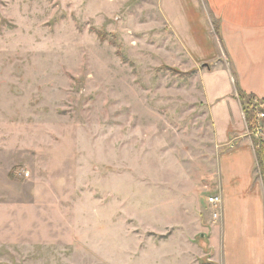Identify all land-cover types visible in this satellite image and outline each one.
<instances>
[{
	"label": "rangeland",
	"instance_id": "rangeland-1",
	"mask_svg": "<svg viewBox=\"0 0 264 264\" xmlns=\"http://www.w3.org/2000/svg\"><path fill=\"white\" fill-rule=\"evenodd\" d=\"M160 2L0 0V264L220 262L227 147Z\"/></svg>",
	"mask_w": 264,
	"mask_h": 264
},
{
	"label": "crops",
	"instance_id": "crops-1",
	"mask_svg": "<svg viewBox=\"0 0 264 264\" xmlns=\"http://www.w3.org/2000/svg\"><path fill=\"white\" fill-rule=\"evenodd\" d=\"M160 1L174 38L195 66L202 63L198 77L215 140L227 147L219 156L222 202L214 211L221 225L218 264H264V187L255 175L257 154L236 90L238 84L264 98V0Z\"/></svg>",
	"mask_w": 264,
	"mask_h": 264
},
{
	"label": "trees",
	"instance_id": "trees-1",
	"mask_svg": "<svg viewBox=\"0 0 264 264\" xmlns=\"http://www.w3.org/2000/svg\"><path fill=\"white\" fill-rule=\"evenodd\" d=\"M236 90H237V94H238V98L240 99L241 103H242V107L245 113V118H246V122L248 124V128L251 129L254 127L255 125V120H256V108L253 106L254 105V99L257 98L255 95L253 94H248L246 93L238 84L236 85ZM264 101V98H263ZM257 150V157L259 160V165L261 170H263L264 172V165L261 161V154L259 153V149Z\"/></svg>",
	"mask_w": 264,
	"mask_h": 264
},
{
	"label": "built area",
	"instance_id": "built-area-1",
	"mask_svg": "<svg viewBox=\"0 0 264 264\" xmlns=\"http://www.w3.org/2000/svg\"><path fill=\"white\" fill-rule=\"evenodd\" d=\"M260 118H264V111L259 113ZM262 131L261 126H255L254 134L259 135L261 134L260 132ZM209 204L215 206L216 208H219L222 202V198L220 194H215L209 197ZM215 217H218V213H214Z\"/></svg>",
	"mask_w": 264,
	"mask_h": 264
},
{
	"label": "water",
	"instance_id": "water-1",
	"mask_svg": "<svg viewBox=\"0 0 264 264\" xmlns=\"http://www.w3.org/2000/svg\"><path fill=\"white\" fill-rule=\"evenodd\" d=\"M207 64L205 63L203 66H206Z\"/></svg>",
	"mask_w": 264,
	"mask_h": 264
}]
</instances>
